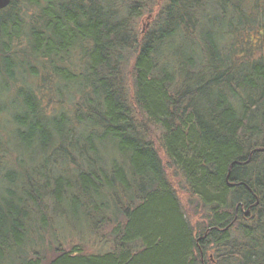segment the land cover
<instances>
[{
  "label": "trees",
  "instance_id": "trees-1",
  "mask_svg": "<svg viewBox=\"0 0 264 264\" xmlns=\"http://www.w3.org/2000/svg\"><path fill=\"white\" fill-rule=\"evenodd\" d=\"M157 3L0 11V264H264V0Z\"/></svg>",
  "mask_w": 264,
  "mask_h": 264
},
{
  "label": "rangeland",
  "instance_id": "rangeland-1",
  "mask_svg": "<svg viewBox=\"0 0 264 264\" xmlns=\"http://www.w3.org/2000/svg\"><path fill=\"white\" fill-rule=\"evenodd\" d=\"M165 3V0H158V3L155 4L152 9H150L148 12L144 13L142 16L140 22L138 23V30L142 33L147 32L151 26L153 25V22L155 20V15L157 14L156 8L159 6L161 7ZM160 151V150H158ZM163 164L166 170V173L173 183V186L176 188L177 193L180 197V200L182 202V205L185 209V214L187 219L192 223L193 226L198 227L199 225L203 224V217H204V211L200 208H195L197 204L193 202L189 197V194L186 192L183 183L179 178L175 176V173L173 170L168 167V163L163 158ZM190 202L192 205H190ZM81 236L75 237L71 234L66 233L61 227H55V230L53 232L54 236L49 238L47 235V242H51L52 248H48V244L44 242L40 248L41 256L44 260H50L52 259L57 252H55V249H59L60 251H69L71 249H74L76 246L79 247L84 253L86 254H92V253H98V252H104L107 250L105 246H102L99 242H97L94 238H91V235L89 231H86L85 228L81 227ZM109 227L105 228V233L108 235V232H110ZM75 238V239H74ZM79 240V241H78ZM81 240L83 241V245L81 244ZM101 250V251H100Z\"/></svg>",
  "mask_w": 264,
  "mask_h": 264
},
{
  "label": "water",
  "instance_id": "water-1",
  "mask_svg": "<svg viewBox=\"0 0 264 264\" xmlns=\"http://www.w3.org/2000/svg\"><path fill=\"white\" fill-rule=\"evenodd\" d=\"M10 3H11V0H0V10L6 9L10 5Z\"/></svg>",
  "mask_w": 264,
  "mask_h": 264
},
{
  "label": "bare ground",
  "instance_id": "bare-ground-1",
  "mask_svg": "<svg viewBox=\"0 0 264 264\" xmlns=\"http://www.w3.org/2000/svg\"><path fill=\"white\" fill-rule=\"evenodd\" d=\"M246 214H248V212Z\"/></svg>",
  "mask_w": 264,
  "mask_h": 264
}]
</instances>
